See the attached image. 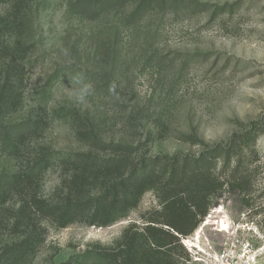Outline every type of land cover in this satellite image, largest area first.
<instances>
[{"label": "rangeland", "instance_id": "374dc122", "mask_svg": "<svg viewBox=\"0 0 264 264\" xmlns=\"http://www.w3.org/2000/svg\"><path fill=\"white\" fill-rule=\"evenodd\" d=\"M71 1L25 0L27 31L8 32L2 40L23 54L10 76L17 104L0 112V127L33 121L40 127L17 143L18 157L0 135V175L43 148L58 158L86 149L77 137L83 122L106 141L133 143L149 154L197 153L202 145L192 138L225 142L251 120L264 123V0H197L208 4L204 9L167 5L136 22L129 21L130 1L96 17L70 11ZM8 9L0 5V16ZM256 149L257 157L244 162L253 207L227 187L183 239L195 262L187 264H264V135ZM59 165L52 162L42 178L39 191L46 197L61 182ZM20 203L11 194L0 213L13 218ZM157 204L148 192L127 218L107 227L59 228L44 220L37 226L44 241L27 264H72L87 246L113 242ZM224 221L229 228L221 232ZM6 232L17 239L26 233Z\"/></svg>", "mask_w": 264, "mask_h": 264}, {"label": "trees", "instance_id": "16d2710c", "mask_svg": "<svg viewBox=\"0 0 264 264\" xmlns=\"http://www.w3.org/2000/svg\"><path fill=\"white\" fill-rule=\"evenodd\" d=\"M128 1L134 5L129 18L132 22L167 5L173 9L183 4L195 9L208 6L197 0H73L70 11L96 17L124 7ZM0 5L9 7L0 16V69H4L0 112L4 113L17 104L10 76L19 71L18 55L23 53L2 45V40L8 32L17 35L27 31L29 11L25 0H0ZM35 122L0 127L4 147L12 155L18 157L21 147L17 143L31 129L40 127ZM78 127L77 137L86 149L58 158L59 153L43 148L17 170L0 175V203L5 204L11 194L21 200L13 218L0 213V264L30 262L44 241L37 227L44 220L59 228L75 223L107 227L127 218L148 192L155 195L157 206L143 212L139 222H130L113 242L87 246L75 255L72 264L195 263L182 241L205 221L215 199L227 187L238 190L245 206L253 207L244 162L258 155L257 142L264 135V123L259 120H251L225 142L210 144L192 138L194 144L202 145L199 152L173 154H149L133 143L106 141L85 122ZM108 150L110 154L100 155ZM57 160L63 173L61 182L46 197L39 191L41 181ZM8 227L25 228L26 233L18 239L4 237Z\"/></svg>", "mask_w": 264, "mask_h": 264}, {"label": "bare ground", "instance_id": "6f19581e", "mask_svg": "<svg viewBox=\"0 0 264 264\" xmlns=\"http://www.w3.org/2000/svg\"><path fill=\"white\" fill-rule=\"evenodd\" d=\"M219 230L221 231V232H224V231H226L228 228H229V225L227 224V222H222V223H219ZM199 234V233H198Z\"/></svg>", "mask_w": 264, "mask_h": 264}]
</instances>
